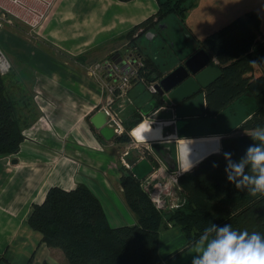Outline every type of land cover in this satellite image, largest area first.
<instances>
[{
	"label": "crops",
	"instance_id": "1",
	"mask_svg": "<svg viewBox=\"0 0 264 264\" xmlns=\"http://www.w3.org/2000/svg\"><path fill=\"white\" fill-rule=\"evenodd\" d=\"M75 1L56 0L47 20L52 11L58 13L60 21L64 16L83 15L82 25L78 19L74 23L78 26L79 35L85 38L83 50L110 42L112 34L124 33L158 11L156 0H81L79 7L82 8L78 13L75 9L66 11L69 4ZM249 11L257 14L264 35V0H194L193 8L179 22L180 27L165 32L170 40V49H166L165 56L171 57L172 51L178 47L187 55L204 48L218 64L217 57L204 44L205 38ZM52 23L53 19L44 27L46 37L51 33ZM9 40H12L11 48L10 45L8 48L13 58L10 59L12 72L7 78L8 87L19 100L18 114L24 130L29 134L19 153L0 158V264H70L61 250L47 246L42 234L29 226L33 205L41 204L51 187L73 190L84 184L102 201L113 227L135 224L137 219L125 201L120 184L123 173L128 169L125 161L128 152L142 145L145 150H139L141 154L154 164H164L161 156L149 149L153 144L156 152L168 153V148L172 146L177 152V146L180 148L183 141L210 138L208 136L215 132L197 131L206 107L205 95L202 94L203 111L199 99L154 107L149 117L130 129V143L126 142L124 146L117 140L106 141L97 133L90 119L98 110L106 108L107 95L98 78L95 82L83 69L84 65L90 66L96 60L89 56L81 59L68 56V51L79 53V48L67 40L54 41L58 46L45 42L23 46V40ZM46 48L52 49L54 54L47 53ZM59 49L66 51L58 55ZM181 50L179 54L184 58ZM23 84L26 89L22 88ZM138 90L135 86L131 96L139 105L144 103V107H148L147 97H140ZM104 102L105 105L97 110ZM197 106L200 107L198 114L188 111ZM121 120L124 122V119ZM146 120L149 125L158 128L160 138L141 142L134 136L135 129ZM180 120L183 125H180ZM123 129L125 133L124 126ZM160 141L165 142L158 143ZM218 143L215 150L220 147ZM206 145L209 146L206 153L214 150L211 149V142ZM195 152L196 148H189L182 156L179 154L183 157V165ZM120 155L125 165L119 160ZM119 164L124 167L120 169ZM174 228L176 225L168 223L164 229L166 233L160 243L162 257L166 242L164 236L172 234Z\"/></svg>",
	"mask_w": 264,
	"mask_h": 264
},
{
	"label": "trees",
	"instance_id": "2",
	"mask_svg": "<svg viewBox=\"0 0 264 264\" xmlns=\"http://www.w3.org/2000/svg\"><path fill=\"white\" fill-rule=\"evenodd\" d=\"M156 1L157 13L134 30L152 28L169 16L184 19L194 6V0ZM204 44L217 57L221 69L219 79L202 90L205 118H216L242 100L251 105L250 115L238 126V134L222 137L220 152L209 155L179 178L178 186L186 203L172 212L163 214L130 170L123 173L120 184L137 219L133 225L113 227L102 201L84 184L73 190L51 187L45 200L33 205L28 224L42 234L47 246L61 250L70 264H165L180 256H161V233L168 223L181 229L190 248L204 242L202 236L206 240L216 237L213 224H229L236 230L264 235V195L253 196L247 186L240 190L229 182L223 156V151H229L234 160H239L250 144L261 143L252 135L255 130L264 129V35L257 14L249 11L234 19L208 35ZM144 63L140 74L148 69L144 74L146 81L153 83L162 78L163 73L150 58L145 57ZM153 73L157 74L151 76ZM9 88L7 76L0 73V158L19 153L25 141L19 100ZM154 97L164 105L158 94ZM132 115L134 124L127 129L141 122L136 112ZM116 140L126 143L130 137L124 135ZM171 151L176 152V147L172 146ZM246 171L251 173L250 166H246Z\"/></svg>",
	"mask_w": 264,
	"mask_h": 264
},
{
	"label": "rangeland",
	"instance_id": "3",
	"mask_svg": "<svg viewBox=\"0 0 264 264\" xmlns=\"http://www.w3.org/2000/svg\"><path fill=\"white\" fill-rule=\"evenodd\" d=\"M26 1L27 2H25V3H27V5H29V6H40L41 8L44 7V5L40 2H36L33 4L34 0H26ZM36 1H38V0H36ZM80 1L81 0H76L75 2L69 4L66 11L70 10V9H75L78 13L79 10L82 8V6L79 7ZM158 9H159V6H158ZM176 18L177 17H175V16H169L167 19L162 21L160 24H156L152 28H147L145 30H143V29L134 30L136 28V26H135L134 28H131L130 30L125 31L124 33H118V34H115L114 36L112 34V37L110 38V42H108L106 44H102L98 47L93 46V47H90L88 49L83 50V47H84L83 43H85V38H83L81 35H79L80 31L77 29L78 26L74 25V23L77 21V19L82 25L83 19H84L83 15H79V14H78V16L72 15V16H68L67 18L64 16V18L60 21L58 18V13H56L55 11L54 12L52 11L50 18L43 24V26L40 27L37 31L32 32V31H29L28 27H24L20 22L14 20V19H12V18H10L4 14H0V44L4 47L7 58H9V60L10 59L12 60L13 56L10 55L9 48H8V45H10V48H11L12 40H9V39H13L14 41L23 40V42H25V44L23 46H28V44H33L34 46H36V45L42 44L44 42L48 43L50 46H58L54 41L59 40V42H63L62 40H67L68 42L76 44L77 47L79 48V50H78L79 53H77V54L76 53L71 54V53H69L70 51H68V56L72 55L76 59H81V58H84L86 56H89L90 58L96 60L90 66H85V65L83 66L85 73L87 75L89 74L88 76H90L91 79H93L95 82H96V79L99 76V74H101V72H95L92 74L93 71H98L97 67H102L103 64L106 63V61L112 60L115 57L123 56L125 53L134 54L135 56H139L143 59V61H145V57L150 58V60H152L154 62V64L158 66V69L163 73V75L164 74L167 75L172 69H175L180 63L185 62L186 59H188L191 55H193L195 52H197L198 50L201 49L200 48V49L196 50L191 55H187V54H185V52L183 50H181L180 47H178L177 50L172 51L173 53H172L171 57L165 56L166 55V49H168V48L170 49V44H169L170 40L165 36V32H167L169 29L175 30L176 28H179L180 27L179 22L183 20V19H179V18H177V20H176ZM52 19H53V23H52L51 33L49 35H47V37H46L43 33L44 27L49 25ZM161 26H165V28H161ZM150 32L156 34V36L153 39H150L147 36V34ZM4 35H5V37H4ZM163 47H165V48L162 49ZM44 50L47 51V53L54 54L53 50L50 48H46ZM180 50L183 51L184 56H185L184 58L180 56V54H179ZM65 51L66 50H64V49H59L58 55H61L59 52H65ZM168 59H170V60H168ZM100 64H101V66H100ZM102 69H103V67H102ZM143 72H144V74H146V72H149V71L146 68V69H144ZM13 73H14V71H13ZM144 74H141V75L144 76ZM156 74L157 73H153L151 76H155ZM163 75H162V78L164 77ZM9 76L10 75H7V78ZM16 78H17V76H16ZM160 80H157L155 83H159ZM137 81L138 80H136V79L134 80V83L131 85V88L129 89V91L127 93L128 98L124 99V101L126 103H122V104L119 103V106L117 104L114 107L116 113L118 114V118L124 119L123 126L125 127V133L123 134V136L124 135L130 136L129 135L130 128L127 129V126L130 124H134L133 123L134 119H133L132 114H134L136 112V114H138L141 117V121H142V120H145L147 117H149L151 110L154 107L168 106L165 103V101H164V105H162V103L157 98L154 97L155 95L158 94V92L157 93L155 91L151 92L149 90L150 88L148 86H149V84H151V82L146 81V83H145L144 80H141L140 83H137ZM15 82L16 81H13V83H15ZM21 83H22V81H21ZM135 86H138V88H139L138 93L141 94L140 97L143 95L145 98L147 97V100L149 101V102L147 101L148 107H151V109L146 107V106L144 107V103L140 100H138V101H140V103H143V104L139 105L138 102L135 101L134 98L131 96V92ZM22 88L26 89L24 84H23ZM29 94L31 95L32 92L29 91ZM202 94H204V91L197 93L196 95H194L191 98L194 100L199 99V102L201 103V109L203 111L202 102H204V96ZM158 96H160V95L158 94ZM105 102L101 106H99L97 108V110L100 109L101 107H103L105 105ZM125 105H126V107L124 108ZM246 107H248V108H246ZM249 108H251V105H249L248 101L242 100V101H239L238 103L232 105L231 107H229L228 110L224 111L222 114H220L216 118H205V115L203 114L200 123L199 124L197 123L198 124L197 131L198 132H205V133L209 132V131L215 132L214 134H211V136H208L210 138H207V139H214V137L217 138L218 141L220 142V147H221L222 137L225 135H228V134H232V133L236 134L237 133L238 126L240 124H242L250 115V112L252 109L250 110ZM132 109H133V111L130 114ZM199 109H200V107L197 106L196 108H191L188 111H190V112L194 111L193 113L198 114ZM131 115H132V119H131ZM162 116L165 117L166 115H162ZM130 120H132V121L127 124V122H129ZM110 123L112 125H114L112 122H110ZM183 124H184L183 121L180 120V125H183ZM96 131H97V133H99L98 130H96ZM23 134L26 138L27 135L29 134V132L24 130ZM118 137H121V136L117 135L116 138H118ZM116 138L113 139V141L116 140ZM131 140H132V137H131ZM131 140L128 141L127 143H130ZM162 142H165V141H160L158 143H162ZM124 144L125 143H123V145ZM153 146H154V144L151 147H149V149L152 150L154 152V154L159 155ZM134 148H137V147H134ZM178 148L179 147L177 146V149ZM141 149L145 150V146L142 147V145H139V149H137V150H141ZM213 152L218 153L217 151H213ZM129 153H131V152H128V154ZM128 154H127V156H128ZM142 156L144 158H146L143 154H142ZM119 160L122 162V155H120ZM178 160L179 161L177 163V169L179 167H184L185 172H186V171L194 168L193 166H190V167L184 166L183 163L181 162L182 160L180 157ZM122 164H123V162H122ZM123 165H125V164H123ZM123 165L119 164L120 169H122L124 167ZM156 165H158L157 162H155V164L153 166H156ZM163 165L165 166V168L167 170L170 171V169L168 168V166L165 163ZM127 168H128L127 170H130L129 169L130 167H128V165H127ZM181 176H179L178 179ZM142 184L145 188L146 181L145 180L142 181ZM145 190L149 194L152 195L154 202L156 203L157 207L159 209H161L163 214L165 212H169V211L172 212V211L176 210L177 208H181L186 203V198H184V192L180 188H176V190H174L172 192L171 197L162 198V200L167 201L170 205H168L166 202H165L166 205L162 203L159 191H156V193L151 192V188L149 190H147L145 188ZM155 196H156V198H155ZM173 230L174 231L172 232V234H175L177 236L174 237L172 234H170L168 236H164L166 242H164V248L162 250L163 257H166L168 254L173 253L174 255H180V256L175 258V259L170 260V262H168V264H192L193 258L201 255V251H199V249H202L203 244H205L207 242V240L202 242L201 245L199 244V246H195L193 248H190V247H188V243H187L185 236L183 235V233H181V229L178 226H176V228H174ZM164 233H166L165 230L162 231L161 238H162V235ZM184 238H185V240H184ZM182 240H184V241H182Z\"/></svg>",
	"mask_w": 264,
	"mask_h": 264
},
{
	"label": "built area",
	"instance_id": "4",
	"mask_svg": "<svg viewBox=\"0 0 264 264\" xmlns=\"http://www.w3.org/2000/svg\"><path fill=\"white\" fill-rule=\"evenodd\" d=\"M26 0H0V14H4L18 22L23 26L28 27L29 31L35 32L43 26L47 20L56 0H34L33 4L40 2L44 5L29 6ZM29 6V7H28ZM101 66V64H100ZM145 63L143 59L134 54L125 53L123 56L115 57L112 60L106 61L102 67H97L99 76L97 77L102 88L107 94L106 110L111 116V122L118 127V136L124 134L123 122L118 118L114 107L119 103H126L124 99L128 98V91L134 80H144V76L140 74V69L144 68ZM12 71V64L9 58H7L5 49L0 44V73L3 76H7ZM98 72V71H95ZM137 81V83H139ZM155 82L149 84V90L157 93ZM126 105L124 106V108ZM154 165V163H153ZM185 172L184 167H179L177 170H167L162 163L154 166V171L145 179V188L151 192L159 191L160 198L163 204L166 205L167 201L162 198H168L172 196V192L178 187V177ZM156 198V196H155ZM166 202V203H165Z\"/></svg>",
	"mask_w": 264,
	"mask_h": 264
},
{
	"label": "clouds",
	"instance_id": "5",
	"mask_svg": "<svg viewBox=\"0 0 264 264\" xmlns=\"http://www.w3.org/2000/svg\"><path fill=\"white\" fill-rule=\"evenodd\" d=\"M252 135L261 143L250 144L239 160H234L231 152L223 151L224 170L227 180L237 189L247 186L251 195H264V129L255 130ZM221 150V147L216 149ZM246 166H250L251 173L246 171ZM211 227L216 230V237L203 244L199 249L201 255L194 257L192 264H264V235L236 230L229 224ZM201 239L206 240V237Z\"/></svg>",
	"mask_w": 264,
	"mask_h": 264
},
{
	"label": "water",
	"instance_id": "6",
	"mask_svg": "<svg viewBox=\"0 0 264 264\" xmlns=\"http://www.w3.org/2000/svg\"><path fill=\"white\" fill-rule=\"evenodd\" d=\"M161 28H165V26H161ZM147 36L153 39L156 34L150 32ZM220 76L221 69L213 60L212 54L202 48L191 55L183 65L165 75L155 87L165 103L168 106H173L183 103L202 90L208 89ZM90 122L106 141H111L117 137L118 127L110 123L111 116L106 109L98 110L91 117ZM171 149L172 147L168 148V153H163L160 150L157 152L168 168L174 171L177 170L179 154L182 156V151L181 146L177 152H172ZM213 153H207L200 161ZM180 158L182 160L183 157ZM125 161L130 167L131 173L139 181H144L154 171L153 163L144 158L137 149L129 153ZM14 163L16 164L17 160Z\"/></svg>",
	"mask_w": 264,
	"mask_h": 264
},
{
	"label": "bare ground",
	"instance_id": "7",
	"mask_svg": "<svg viewBox=\"0 0 264 264\" xmlns=\"http://www.w3.org/2000/svg\"><path fill=\"white\" fill-rule=\"evenodd\" d=\"M149 124L146 120V122H143L140 126H138L135 129L134 136L139 141H141V142L151 141V140H156V139L161 137V134H160V131L158 130V128L157 127L154 128L152 125H149ZM208 142H211V144H212L211 149L215 150V148H216L215 144L218 143L217 138H214V139H198V140H194V141H190V140L183 141V145L181 146L182 147L181 150H183L182 154L186 153L187 150H189V148H191V149L196 148V152L193 153V156L191 155L189 157V160L186 161L187 162L186 164H188V165L192 164L191 166H193V167H194V165L196 166L200 162V160L207 154L206 150H208L209 146L206 144ZM218 145H220V142L218 143ZM213 151H209L208 153L213 152ZM186 164H184V165H186Z\"/></svg>",
	"mask_w": 264,
	"mask_h": 264
},
{
	"label": "flooded vegetation",
	"instance_id": "8",
	"mask_svg": "<svg viewBox=\"0 0 264 264\" xmlns=\"http://www.w3.org/2000/svg\"><path fill=\"white\" fill-rule=\"evenodd\" d=\"M186 60H187V59H186ZM186 60H185V61H186ZM179 63H180V62H179ZM183 64H184V62H183V63H180L178 66L183 65Z\"/></svg>",
	"mask_w": 264,
	"mask_h": 264
}]
</instances>
